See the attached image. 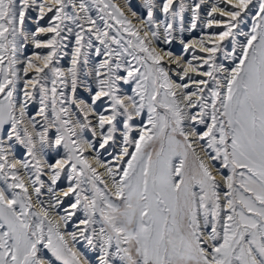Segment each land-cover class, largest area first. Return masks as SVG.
I'll return each mask as SVG.
<instances>
[{
  "label": "snow or ice",
  "instance_id": "1",
  "mask_svg": "<svg viewBox=\"0 0 264 264\" xmlns=\"http://www.w3.org/2000/svg\"><path fill=\"white\" fill-rule=\"evenodd\" d=\"M124 3L0 0V264H264V0Z\"/></svg>",
  "mask_w": 264,
  "mask_h": 264
},
{
  "label": "rangeland",
  "instance_id": "2",
  "mask_svg": "<svg viewBox=\"0 0 264 264\" xmlns=\"http://www.w3.org/2000/svg\"><path fill=\"white\" fill-rule=\"evenodd\" d=\"M114 2L119 4V5H121V4L124 3V0H121V1L120 0H114ZM161 2H162V0H154V3H156L157 5L161 4ZM179 2H180V0H175V3H176L177 6H178ZM193 2H194V0H192V3ZM196 2H199V0H196ZM130 3H131V7H132L133 11L137 12V14H140V15H142V16H144L146 18V11L147 10L143 6L144 0H130ZM185 3H186V0H185ZM121 7L124 8L126 15L130 16V13L128 12V10L125 9V6H121ZM208 9H209V6L202 5V15H204L206 10H208ZM33 15H35V14L33 13ZM155 16H156L157 19H160V20L163 19V14L159 11V8H157L155 10ZM189 16H190V12H185V14H184V25H185L186 28L190 25L191 17H189ZM132 18H130V19H132ZM133 20L135 22V19H133ZM40 23L44 24L43 22H40ZM26 26H27L28 30H30V31L34 30L35 27H36V25L33 26V23H29V21H27ZM177 26H179V23H177ZM201 31H202V29L200 27H198L197 29L192 30V31H185V33L183 34V38H184V40H187L192 32H194V34L198 35L196 37H201L202 36ZM177 35H179V33H177ZM225 43H227V42H225ZM28 46L31 47L30 44H28ZM166 46H167L166 47L167 49L169 48L175 54L181 55V54L185 53L184 50H183V45L179 43V39L174 40L171 44H166ZM69 48H71V46ZM67 51H69V49ZM191 51H192V49H190L188 53L184 54L186 59H191V54H190ZM25 52H26L27 55H32V51H30V50L25 49ZM39 52L45 53V51L43 52V49H41ZM91 59L95 60V62H98L100 58L92 57ZM65 61H67V60H65V56H64L61 59V61H60V66H61V64L65 63ZM164 64L167 66L166 63H164ZM87 67H90V65L87 66ZM85 69H87V68H85ZM85 71H87V70H85ZM84 78H85V76H84ZM94 89L95 88H93V90ZM124 89H125V91L128 92V94H131V86H127L126 85V86H124ZM78 97L80 99L83 98L88 103H90L89 96H85V91H83L81 89H78ZM102 103L103 102L101 101L98 105H100ZM73 109L75 110V106H73ZM100 110H103V109L101 108ZM80 118L83 119L82 116ZM88 134H90V132H88ZM20 156L23 157V150L21 151V155ZM106 156H107V153L104 154V158ZM59 184L61 185V187L66 186V182L63 180V178H62V180L60 181Z\"/></svg>",
  "mask_w": 264,
  "mask_h": 264
},
{
  "label": "bare ground",
  "instance_id": "3",
  "mask_svg": "<svg viewBox=\"0 0 264 264\" xmlns=\"http://www.w3.org/2000/svg\"><path fill=\"white\" fill-rule=\"evenodd\" d=\"M120 1H121V0H120ZM212 2H213V0H204L203 5L209 6V8H210ZM186 3H187V4H191V3H192V0H186ZM120 6H125V3L121 4ZM125 9H127V8L125 7ZM138 15H140V14H138ZM129 17L132 18L131 14H130ZM189 17H191V16H189ZM132 19H135V18H132ZM41 22L44 23V21H41ZM29 23H33V26L35 25V23H34L32 20H29ZM31 27H32V26H31ZM210 31H211V29H202L201 34H202V35H206V34H207L208 32H210ZM196 36H198V35H196V34H194V32H192L191 35L188 37V39L185 40V41H186V42H190V41L193 40V39H199V38H200V37H196ZM183 39H184V38H183ZM162 43H163V42H162ZM162 43H159V44L157 45V47H158L159 49H163L164 51H171L169 48H168V49L166 48L167 46H166L165 43H163V44H162ZM29 44H30L31 47L27 46L26 49L32 51V53H33V52H39V51L41 50V49H35V48L32 46L31 43H29ZM68 49H69V51H68V52H69V55H68V56H65V60H67V61H65V63L61 64V67H62V68H65V69H67L68 67L71 66V65H70V60H71V55H70V53H71V48H68ZM68 49H65V51H67ZM46 50H47V49H43V52H44V51L46 52ZM197 51H198V49H197ZM171 52H172V51H171ZM172 53H173V52H172ZM184 54H185V53H184ZM184 54L178 55V54L173 53V55H174V56H177V57H179V56H184ZM184 58L186 59L185 56H184ZM93 61H95V60H93ZM163 62L166 63L167 66L170 67V68H172V69H176V68H177V65H175V64H171V63L169 62L168 57H165ZM86 68H87V69H85V70L89 71L90 68H91V65H90V67H86ZM173 75H175V73H173ZM82 79H84V80L88 81L89 83H91V79H90V77L85 76V78H84V76H82ZM92 87L95 88V85L93 84ZM81 90L85 91L84 89H81ZM85 96H89V94H88L87 91H85ZM81 99H83V98H81ZM89 99H90V97H89ZM99 103H100V102H98V104H99ZM85 136H86L87 138H89V139L92 138V137H91V134H88V132L85 133ZM21 151H22V149H21L20 151H18V153H17V155H18L19 158H23V157L20 156V155H21ZM102 151H103V150H102ZM104 159H105V160H108V159H111V157H109V156L107 155ZM45 179H46V178H45ZM59 183H60V182H59ZM59 186L61 187L60 184H59ZM64 187H66V186H64Z\"/></svg>",
  "mask_w": 264,
  "mask_h": 264
}]
</instances>
